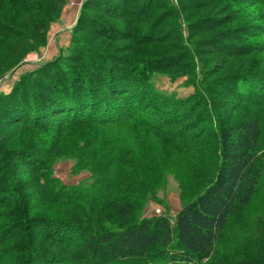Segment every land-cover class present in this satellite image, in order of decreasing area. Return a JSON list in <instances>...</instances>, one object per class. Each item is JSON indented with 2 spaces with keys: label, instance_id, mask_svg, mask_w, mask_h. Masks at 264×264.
<instances>
[{
  "label": "rangeland",
  "instance_id": "rangeland-1",
  "mask_svg": "<svg viewBox=\"0 0 264 264\" xmlns=\"http://www.w3.org/2000/svg\"><path fill=\"white\" fill-rule=\"evenodd\" d=\"M46 23V35L36 38L33 32L43 31ZM0 26L3 31L31 34L36 44L13 60L0 49V215L10 211L9 220L4 221L9 235L38 236L42 231L38 245L68 255L65 239L69 235L77 239L89 230L87 219L99 216L97 229L115 228L107 221L111 209L100 206L108 199L100 189V176L107 177L111 196H142L140 216H175L186 201L204 190L203 171L216 169V123H234L249 111H255L263 124L264 152V101L239 104L231 98L233 91L241 86L246 90L248 85L262 88L264 94V0H0ZM51 36L69 39L68 49L75 36L80 52L85 50L83 55L103 65L127 67L142 84L149 107L169 108L178 101L184 112L167 126L160 127L159 119H152L156 129L120 130L127 154L119 162H110L112 153L94 152L93 143L115 134L111 127L91 132L70 126L63 116L50 126L30 123L23 116L11 121V111L3 106L5 98L17 91L24 76L62 50L47 58L44 49ZM211 44L218 47L216 51L210 50ZM90 47L107 48L113 55L89 52ZM175 133H183L203 149L198 155L177 149L171 141ZM94 157L96 162L88 166L86 161ZM68 193L79 201L67 200ZM13 203L24 205V217L31 220L20 226L23 216L11 215ZM67 218L79 223L73 227L64 221ZM12 225L18 228L10 229ZM31 257L34 264L48 263L40 253ZM262 260L264 180L253 201L230 220L212 258L204 264H261ZM117 264L175 263L138 257Z\"/></svg>",
  "mask_w": 264,
  "mask_h": 264
},
{
  "label": "trees",
  "instance_id": "trees-1",
  "mask_svg": "<svg viewBox=\"0 0 264 264\" xmlns=\"http://www.w3.org/2000/svg\"><path fill=\"white\" fill-rule=\"evenodd\" d=\"M86 5L87 3L84 4ZM48 24L43 27V31L37 29L33 32L36 38H44ZM74 38L70 49L62 48L58 57L41 64L33 73L24 76V80L16 86L17 91L5 98L2 104L11 111V121L23 116L30 123L50 126L63 116L70 126H80L91 132L96 128L102 130L103 127H111L116 130L115 134L93 143L94 152L112 153L114 155H111L110 162H119L125 160L127 154L122 149L120 130L137 132L155 128L152 119H159L162 123L160 127L167 126L178 120L179 114L184 112L180 111L181 104L178 105V101L169 108L160 109L157 105L149 107L148 97L144 95L142 84L137 82L135 73H129L123 65H103L99 60L91 59L90 55H83L85 50L80 52ZM21 39L27 45L22 44ZM46 43L47 39L43 41V45ZM210 46L212 51L218 48L213 44ZM35 47L31 34L28 36L0 29V49L8 53V58H22L29 52V48ZM88 50L98 51L110 58L113 55L107 48L93 50L90 47ZM93 79L98 81L96 85L91 82ZM245 87L246 90H242V86L239 90L235 89L231 98L239 104L264 101V94L260 92L262 88L253 89L249 85ZM155 103L158 104L157 101ZM247 114L245 118L234 123H216V169L210 173L203 171L201 176L207 182L204 190L195 198L186 201L175 216H140L142 196H111L109 191L112 189L107 177L100 176V189L108 197L100 206L111 209L107 221L114 224L115 228L100 226L97 229L95 225H99L102 219L99 216L87 219L89 230L82 232L77 239L70 235L65 239L64 247L69 253L64 255L49 251L36 243L38 236L43 235L42 231L38 236L28 233L9 235V227L4 223L10 218L8 210L9 215H0V264H34L31 256L37 253L48 259L47 264H117L121 259L138 257L165 258L175 264H204L212 258L230 220L253 201L264 180V152L260 144L263 124L255 111ZM195 115L199 116L198 113ZM207 118L215 122L211 115ZM186 139L183 133H175L171 141L177 149L198 155L203 146L190 141L188 137ZM95 162V157L86 161L88 166ZM202 170L197 169L199 172ZM30 172L36 173L31 170ZM5 174L3 171V175ZM75 197L68 193L66 199ZM77 198L75 199L79 201ZM8 205L11 206V203ZM12 205L11 215L18 212L17 214L23 216L20 226L31 220L30 217H24V205ZM68 216L75 218L70 214ZM64 221L71 223L73 227H76L75 223H79L77 219L67 218ZM12 227L18 228V225H12L10 229ZM49 230L50 228L45 231ZM54 234L57 236L58 232ZM18 240H23L24 243L20 244ZM61 240L64 241L63 238ZM261 264H264V260Z\"/></svg>",
  "mask_w": 264,
  "mask_h": 264
},
{
  "label": "crops",
  "instance_id": "crops-1",
  "mask_svg": "<svg viewBox=\"0 0 264 264\" xmlns=\"http://www.w3.org/2000/svg\"><path fill=\"white\" fill-rule=\"evenodd\" d=\"M54 28H55L54 26L51 27L52 30ZM51 38H52V36L50 37V39ZM69 42H70L69 39L64 38V40L63 39L57 40V38L55 37L54 40L51 39L48 41V44H47L46 48L44 49V53L46 51L48 54L47 58L52 59L53 57H55L58 54L60 48L66 47L69 44Z\"/></svg>",
  "mask_w": 264,
  "mask_h": 264
}]
</instances>
